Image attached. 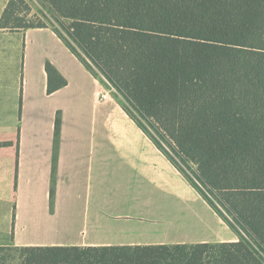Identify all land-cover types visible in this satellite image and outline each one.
<instances>
[{
	"label": "trees",
	"instance_id": "1",
	"mask_svg": "<svg viewBox=\"0 0 264 264\" xmlns=\"http://www.w3.org/2000/svg\"><path fill=\"white\" fill-rule=\"evenodd\" d=\"M46 1L57 35L239 241L0 247V264H264V0ZM31 11L10 0L0 30L51 27ZM46 70L49 93L66 85Z\"/></svg>",
	"mask_w": 264,
	"mask_h": 264
},
{
	"label": "crops",
	"instance_id": "2",
	"mask_svg": "<svg viewBox=\"0 0 264 264\" xmlns=\"http://www.w3.org/2000/svg\"><path fill=\"white\" fill-rule=\"evenodd\" d=\"M107 84L51 27L0 30V247L238 242Z\"/></svg>",
	"mask_w": 264,
	"mask_h": 264
},
{
	"label": "rangeland",
	"instance_id": "3",
	"mask_svg": "<svg viewBox=\"0 0 264 264\" xmlns=\"http://www.w3.org/2000/svg\"><path fill=\"white\" fill-rule=\"evenodd\" d=\"M33 4V6L35 7V10L31 11V16L33 17H39L41 19H46L47 18V22L48 24L51 26L52 29H54V27L52 26H55V28H60L58 26V23L56 21L55 18H53L52 14L48 11V8L46 7V2L44 0H30ZM97 77L99 78H102L103 81H105V83H107L108 81L104 79L103 76L101 75H97ZM108 85V84H107ZM110 89H112L110 86H108ZM114 93V92H113ZM116 95V94H115ZM118 98H121L120 96H117ZM189 201H192V199L190 198H187V199H184V200H175V205L178 207H182L183 205H185L186 203H188ZM221 211L224 212L223 209H221ZM227 216V215H226ZM229 217V216H227ZM182 230V229H181Z\"/></svg>",
	"mask_w": 264,
	"mask_h": 264
},
{
	"label": "built area",
	"instance_id": "4",
	"mask_svg": "<svg viewBox=\"0 0 264 264\" xmlns=\"http://www.w3.org/2000/svg\"><path fill=\"white\" fill-rule=\"evenodd\" d=\"M109 84V83H108ZM110 85V84H109ZM110 87L112 88V90L113 91H115L114 90V88L110 85ZM98 97H99V99L101 100V101H105V100H107V99H109L110 98V93H100V94H98Z\"/></svg>",
	"mask_w": 264,
	"mask_h": 264
}]
</instances>
